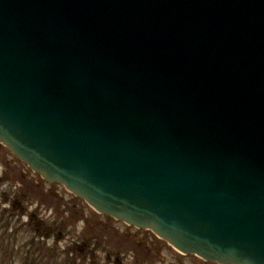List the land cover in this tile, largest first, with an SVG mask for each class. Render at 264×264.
<instances>
[{
	"label": "water",
	"instance_id": "obj_1",
	"mask_svg": "<svg viewBox=\"0 0 264 264\" xmlns=\"http://www.w3.org/2000/svg\"><path fill=\"white\" fill-rule=\"evenodd\" d=\"M0 143L183 254L264 264V0H0Z\"/></svg>",
	"mask_w": 264,
	"mask_h": 264
},
{
	"label": "rangeland",
	"instance_id": "obj_2",
	"mask_svg": "<svg viewBox=\"0 0 264 264\" xmlns=\"http://www.w3.org/2000/svg\"><path fill=\"white\" fill-rule=\"evenodd\" d=\"M30 214L48 236L34 233ZM81 245L89 247L85 259L75 251ZM49 258L52 264H218L179 253L156 234L145 236L95 211L0 143V264H47Z\"/></svg>",
	"mask_w": 264,
	"mask_h": 264
},
{
	"label": "trees",
	"instance_id": "obj_3",
	"mask_svg": "<svg viewBox=\"0 0 264 264\" xmlns=\"http://www.w3.org/2000/svg\"><path fill=\"white\" fill-rule=\"evenodd\" d=\"M29 218H30V221L34 224L35 222V224H34V233H36L38 236H40V237H46V236H48L46 233H48L49 232V229L48 228H41L39 225H38V223H39V219L37 218V217H34V215L33 214H30L29 215ZM45 231H47V232H45ZM43 239V238H42ZM41 247L42 248H45V247H47L46 246V242H41ZM48 249H50V251L51 250H53V249H51V248H48ZM87 249H89V247L88 246H86V245H81L80 247L79 246H77V250H75L76 252H78L80 255H82L83 256V258L85 259L86 258V254L88 253V250ZM74 251V250H73ZM90 253V252H89ZM84 254H85V257H84ZM92 254V253H91ZM50 255H52V254H50ZM91 257V256H90ZM51 258V257H50ZM50 258L49 259H47V264H52L51 262H50ZM88 258V257H87ZM92 258H93V255H92ZM66 264H76L73 260L72 261H69V262H67ZM91 264H94V262L93 263H91ZM96 264V263H95Z\"/></svg>",
	"mask_w": 264,
	"mask_h": 264
},
{
	"label": "flooded vegetation",
	"instance_id": "obj_4",
	"mask_svg": "<svg viewBox=\"0 0 264 264\" xmlns=\"http://www.w3.org/2000/svg\"><path fill=\"white\" fill-rule=\"evenodd\" d=\"M54 184V183H53ZM106 217L110 218V219H114L113 217L111 216H108V215H105ZM129 228H133L134 230L136 231H139V232H142L143 234L148 235L149 233L152 234L153 232H151L150 230L148 229H142V228H137V227H134L132 225H128ZM186 255V254H185ZM212 262V261H211ZM215 263V262H214Z\"/></svg>",
	"mask_w": 264,
	"mask_h": 264
},
{
	"label": "bare ground",
	"instance_id": "obj_5",
	"mask_svg": "<svg viewBox=\"0 0 264 264\" xmlns=\"http://www.w3.org/2000/svg\"><path fill=\"white\" fill-rule=\"evenodd\" d=\"M173 248V247H172ZM176 250V249H175ZM178 251V250H177ZM179 253H181L180 251H178ZM183 254V253H182Z\"/></svg>",
	"mask_w": 264,
	"mask_h": 264
}]
</instances>
